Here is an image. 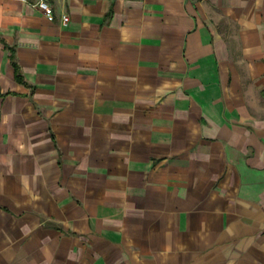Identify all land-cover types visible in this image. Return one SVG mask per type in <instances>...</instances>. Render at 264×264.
Listing matches in <instances>:
<instances>
[{
  "label": "crops",
  "instance_id": "0c3cea01",
  "mask_svg": "<svg viewBox=\"0 0 264 264\" xmlns=\"http://www.w3.org/2000/svg\"><path fill=\"white\" fill-rule=\"evenodd\" d=\"M39 1L0 0V264H264V0Z\"/></svg>",
  "mask_w": 264,
  "mask_h": 264
},
{
  "label": "built area",
  "instance_id": "2783aa9c",
  "mask_svg": "<svg viewBox=\"0 0 264 264\" xmlns=\"http://www.w3.org/2000/svg\"><path fill=\"white\" fill-rule=\"evenodd\" d=\"M37 6L45 11L47 15L52 14V7L49 5V3L46 0H40L37 3ZM69 17L67 15L63 16V21L66 23L68 21Z\"/></svg>",
  "mask_w": 264,
  "mask_h": 264
},
{
  "label": "trees",
  "instance_id": "16d2710c",
  "mask_svg": "<svg viewBox=\"0 0 264 264\" xmlns=\"http://www.w3.org/2000/svg\"><path fill=\"white\" fill-rule=\"evenodd\" d=\"M15 65H16V64H15ZM16 69L18 70V66H17V65H16ZM17 77H18V78H21V77H20V74H19Z\"/></svg>",
  "mask_w": 264,
  "mask_h": 264
}]
</instances>
